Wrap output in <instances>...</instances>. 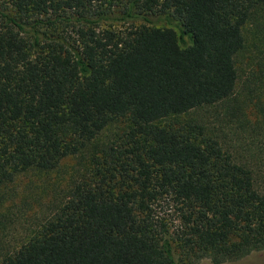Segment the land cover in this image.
<instances>
[{"label": "trees", "instance_id": "1", "mask_svg": "<svg viewBox=\"0 0 264 264\" xmlns=\"http://www.w3.org/2000/svg\"><path fill=\"white\" fill-rule=\"evenodd\" d=\"M247 32L264 40V0H0V189L125 126L0 264H223L262 251L252 170L200 125L167 123L229 99Z\"/></svg>", "mask_w": 264, "mask_h": 264}, {"label": "rangeland", "instance_id": "2", "mask_svg": "<svg viewBox=\"0 0 264 264\" xmlns=\"http://www.w3.org/2000/svg\"><path fill=\"white\" fill-rule=\"evenodd\" d=\"M245 36V47L236 57L237 86L229 99L164 123L200 125L233 156L235 162L252 170L256 189L264 191V137L261 135L264 131L255 125L256 114L264 112V79L260 75L264 40L253 32H247ZM250 97H254L252 103ZM236 112L238 120L234 121L232 115ZM124 127L123 121H114L94 141L67 157L55 169L29 170L0 189V257L5 249L17 247L25 241L37 223L59 206L90 158L114 140ZM199 264L212 263L204 258ZM223 264H264V249Z\"/></svg>", "mask_w": 264, "mask_h": 264}]
</instances>
